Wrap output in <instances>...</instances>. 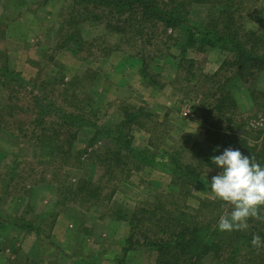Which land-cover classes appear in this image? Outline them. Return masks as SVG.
Here are the masks:
<instances>
[{
  "label": "rangeland",
  "instance_id": "374dc122",
  "mask_svg": "<svg viewBox=\"0 0 264 264\" xmlns=\"http://www.w3.org/2000/svg\"><path fill=\"white\" fill-rule=\"evenodd\" d=\"M216 1L188 5V24L201 29L211 22L220 10ZM233 4L241 6L238 14L243 19L241 23L235 17V26L257 31L254 33L262 35L258 41L264 47V0H234ZM85 7L93 11L91 4L74 0H0V69L7 66L26 82L20 89L0 80V109L14 104L13 110L0 115V264H119L124 256L125 264H156L157 255L152 251L124 252L129 223L115 218L128 219L140 209L157 208L158 203L172 208L175 216L196 215L201 202L215 200L210 183L222 169L211 157L226 148L235 149L243 141L258 144L262 152L259 131L264 129V68L252 78L228 83L233 71L219 77L214 74L229 54L220 48L202 51L200 40L187 48L182 60L187 41L182 25L172 32L169 50L163 42L153 48L128 42L117 49L119 36L96 19L85 21ZM73 8L74 33L82 45H73L69 39ZM208 16H212L210 20ZM144 57L148 78L139 71ZM54 76L58 82L70 83L65 92L68 99L58 98L61 106L73 102L70 106L76 104L90 118L96 115V124L110 135H116L119 128L131 137L132 146L146 150L155 164L136 170L137 163L123 159L124 163L112 169L104 168L108 151L121 155L123 150L109 135L95 134L90 127L81 128L73 137L71 152L75 156L69 161V156L54 158V140L36 143L31 135L35 126L30 121L37 108L30 93L37 95L39 83ZM222 107L228 108L226 114L220 113ZM134 111H139L140 117L122 126L125 113ZM172 152H179L182 164L200 172L195 184L180 186L182 182L172 175L167 158ZM17 163L21 173L12 181L9 172L18 171L14 168ZM109 169L116 179L102 182L100 199L87 200L84 192L74 200L69 198L80 180L97 184ZM66 180L71 188L56 185ZM227 208L214 210L208 222L217 223L221 215L230 213ZM164 215L170 218L165 212L158 216L165 219ZM22 219L33 228L20 227ZM146 230L138 228L137 239L143 241V233L147 237L158 229ZM205 264L221 263L208 259ZM236 264L253 262L242 258Z\"/></svg>",
  "mask_w": 264,
  "mask_h": 264
},
{
  "label": "trees",
  "instance_id": "16d2710c",
  "mask_svg": "<svg viewBox=\"0 0 264 264\" xmlns=\"http://www.w3.org/2000/svg\"><path fill=\"white\" fill-rule=\"evenodd\" d=\"M74 1L85 2L87 5H92L93 11H86V7L84 8L86 14L83 19H85V21L96 19L98 23L103 24L104 27H107L109 30L111 29L117 34L119 36L118 43L115 46L117 49H120L123 44H127L128 42L133 44H137L138 42L144 43L147 44V47L151 48L156 46L157 42H163L167 45V49L169 50L171 48L169 40L172 39V32L176 31L177 28L182 25L186 27L187 31L186 45L181 52L182 60H185L187 48L195 46L196 42L200 40L199 49L202 51L205 47H211L220 48L229 54V58L222 63L218 71L214 74L216 77H219L222 73L233 71V75L226 81L228 83H233L234 80L238 79L244 81L245 77L252 78L255 72L264 68V47L260 46V42L258 41V38L261 40L262 35L259 36L254 33L257 31L249 32L247 28L243 29L238 28L240 27L239 25L235 26V17H237L236 20H240L241 23L243 19L242 14H238V12L241 11V6L237 5L235 8L233 4L234 0L216 1L217 4L214 5L220 7L216 17H213L216 21L213 22L214 20L212 18L211 22L204 25L201 29L190 26L187 22L188 16L186 17L185 13L188 5L192 2H200L201 0ZM239 3H241V1H239ZM74 14L75 8L69 12V16L71 17V21L68 22L69 25L67 28L69 32H71L69 39L73 45H82V40L74 33L75 28L72 22ZM211 17L212 16H208V20H210ZM227 21H231V23L227 24ZM68 30L66 32H68ZM133 55L141 56L140 54ZM143 59L144 61L139 71L144 78H148L150 76L149 73H147L149 65L146 61L147 58L144 57ZM178 67H181V61L178 62ZM0 80L8 86L14 84L20 89L25 88L26 82L21 75L14 73L7 66L0 69ZM57 80V77L54 76L51 81L39 83L37 95L33 94V92H29L37 108V110H35L36 114L31 117L30 121L35 126L31 131V135L36 143L42 144L46 138L51 142L54 140V158L60 159L61 157L65 158L67 156L68 159L69 156V161L75 156L71 152L73 139L77 136L81 128L90 127L94 129L95 134L106 133L109 135L108 137L123 150L121 155L120 153L108 151V155L105 159L108 162L105 163L106 167L104 168L112 169L115 164H120V162L124 163V160H131L134 164L137 163L136 170H139L140 166L143 165L151 166L155 164V161L150 159L152 158L151 155L147 154L146 150L134 148L132 146L131 137L123 131L120 132L119 128L117 129L116 135H113V133L110 135L104 127L101 128L96 124V115H92L90 118V114L85 115L86 111L78 109L76 104L70 106L73 102L66 101L64 106H61L58 102V98L60 96H62L63 99L66 97L65 92H67V86H69L70 83H66L63 80L58 82ZM221 87H223V85ZM22 91L26 92V90L23 89ZM60 91L62 92L61 94ZM227 96L229 98L231 95L228 94ZM230 100L235 104L236 100L233 97ZM13 107L14 104H9L8 107H5V110L0 109V115L2 114V116H4L9 110H13ZM219 109L220 113L223 115L227 113L228 108H226V110L224 107ZM125 114L127 118H124L121 122L122 126L124 124L133 123L140 117L139 111ZM1 119L2 118H0V120ZM51 130H53V134L49 132ZM259 132V134H261L260 137L263 138L261 153L259 152L260 146L258 144L255 143V145L251 146L244 141L239 146H236L235 149H240L243 155L254 157L255 161L264 167V129ZM65 144H67V146ZM64 147H67L66 150H63ZM179 155V152H172L167 157L172 165V175L182 182L180 186L195 184L200 179V172L190 164H182ZM66 164H69V162H66ZM124 165L127 167L129 164ZM131 165L133 164H130V166ZM14 168H17L18 171L13 169L12 172H9L12 174V181H15L21 173L18 163L14 165ZM115 175L116 174L110 169L105 170L100 176V181L97 184L91 180L82 179L78 182L77 189H72L69 192V198L74 200L84 192L87 200L92 201L96 198L100 199L102 195L100 194V192H102L101 185L103 187L102 182L107 178L105 182L110 183L112 180L116 179ZM56 185H58V187H64V185L69 188L72 187L67 180L63 184L58 182ZM97 192L99 194H97ZM155 206H157V208L135 211L136 213H131L128 219L126 216L123 218L121 216L115 218L119 221L126 220L127 223H129V234L126 237L123 249L125 253L137 249L152 251L157 255L156 264H205L208 259L220 261L221 264H236L237 261L242 258L252 259L253 264H264V223H260V220L250 218L247 222L246 229L227 232L219 230L218 222L215 224L208 222V217L211 216L214 210H220V206H222L221 211L226 207H228L227 212H231L232 210V208L229 207L230 205L225 204L219 199L215 198V200L208 203L201 202L195 209L197 214H192L191 216H184L183 214L175 216V213L171 210L172 208L167 209L166 206H162L159 203ZM162 212L167 213L170 218H166L164 215L162 218L164 217L165 219H160L158 215ZM215 213L218 212H214V214ZM21 221L20 227L24 229L33 228L31 227L33 224L28 223L27 220L22 219ZM258 224L259 226H257ZM153 227H156L158 230H151V232L148 233L150 235L147 237L143 233V241L137 239V234L139 233H137L138 228H144L148 231ZM254 234H258L261 237L262 246L259 249L253 247L251 244ZM125 262L124 256L121 258L119 264H125Z\"/></svg>",
  "mask_w": 264,
  "mask_h": 264
},
{
  "label": "clouds",
  "instance_id": "9594fccd",
  "mask_svg": "<svg viewBox=\"0 0 264 264\" xmlns=\"http://www.w3.org/2000/svg\"><path fill=\"white\" fill-rule=\"evenodd\" d=\"M212 162L222 169L211 179L210 190L216 199L232 206L230 213L221 215L220 231L231 232L247 228L250 218L264 220V167L254 157L243 155L239 149H224L222 154L211 157ZM253 247L262 246L261 237L254 234Z\"/></svg>",
  "mask_w": 264,
  "mask_h": 264
}]
</instances>
